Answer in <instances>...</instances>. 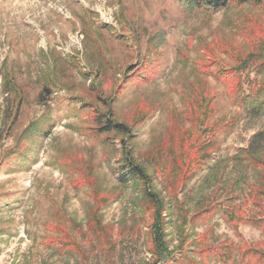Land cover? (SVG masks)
Wrapping results in <instances>:
<instances>
[{
    "label": "rangeland",
    "instance_id": "obj_1",
    "mask_svg": "<svg viewBox=\"0 0 264 264\" xmlns=\"http://www.w3.org/2000/svg\"><path fill=\"white\" fill-rule=\"evenodd\" d=\"M263 83V3L0 0V264H156L157 219L158 264L264 250L227 210L264 216Z\"/></svg>",
    "mask_w": 264,
    "mask_h": 264
},
{
    "label": "trees",
    "instance_id": "obj_2",
    "mask_svg": "<svg viewBox=\"0 0 264 264\" xmlns=\"http://www.w3.org/2000/svg\"><path fill=\"white\" fill-rule=\"evenodd\" d=\"M185 5H188L190 8H205V9H214L219 10L222 8H226L229 3L232 0H180ZM241 3H247V2H254V3H263L264 0H238ZM237 88H235L236 90ZM252 94V95H250ZM256 95L255 97L253 95ZM264 94V83L259 86H253L251 89V92L247 95L243 96L242 99V105L245 107V109L250 110L251 115L257 114V112L264 110V99L259 101L257 97L262 96ZM112 120L108 121V124L105 125V130H108L111 127L116 128L119 132H125L127 129V126L125 124L120 123H112ZM103 129V128H102ZM129 132V131H128ZM262 137L264 139V131L257 133L254 138L259 139ZM264 145L260 144H254V142L248 147L241 149L235 156V159L237 162L240 163H246L248 165H264V158L262 155H260V150ZM128 169L122 173V179L123 181L128 180H142L144 183H149V176L147 173L141 168L132 165L131 163L127 164ZM259 194L264 193V190L261 189L258 191ZM257 206V205H256ZM230 212V218L233 220H244L251 222L257 227L261 228L264 233V216H249L244 211H242L239 207H228ZM242 221H239V223ZM160 220L157 219L156 225H155V234H154V255L157 257L156 264L165 261L166 256H168L167 253V245L165 241L163 240L162 232L160 231ZM234 246V245H233ZM232 246V247H233ZM238 253H240V248L243 250V253H241V259L237 260L235 257L238 253H235V256L233 254V248H224V251L219 255L221 257L222 264H248L249 260L255 259L257 262H261L264 264V250L261 248H255L253 246H246L244 244L243 246L238 247ZM164 254L165 257H159L158 254ZM201 254H204L201 252ZM225 254L226 256H223ZM205 255V254H204Z\"/></svg>",
    "mask_w": 264,
    "mask_h": 264
}]
</instances>
